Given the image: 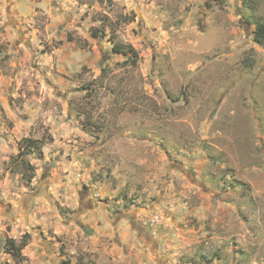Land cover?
<instances>
[{
	"label": "rangeland",
	"instance_id": "374dc122",
	"mask_svg": "<svg viewBox=\"0 0 264 264\" xmlns=\"http://www.w3.org/2000/svg\"><path fill=\"white\" fill-rule=\"evenodd\" d=\"M263 22L264 0H0V264L9 240L19 264H264Z\"/></svg>",
	"mask_w": 264,
	"mask_h": 264
},
{
	"label": "trees",
	"instance_id": "16d2710c",
	"mask_svg": "<svg viewBox=\"0 0 264 264\" xmlns=\"http://www.w3.org/2000/svg\"><path fill=\"white\" fill-rule=\"evenodd\" d=\"M253 40L257 43L264 42V22L256 25L253 31ZM114 48L118 52H121L118 46H115ZM8 242L10 243L8 247V252L12 255L14 264H19L21 261L20 252L22 247L25 245V241H22L19 245H15V243L11 240H9Z\"/></svg>",
	"mask_w": 264,
	"mask_h": 264
},
{
	"label": "flooded vegetation",
	"instance_id": "af4514ba",
	"mask_svg": "<svg viewBox=\"0 0 264 264\" xmlns=\"http://www.w3.org/2000/svg\"><path fill=\"white\" fill-rule=\"evenodd\" d=\"M136 227H137L136 228V232H138L140 235H142V237L146 240L147 243H150L151 236L149 235V233H147L144 228H141V227L139 228V225L136 226ZM156 246H157V244L155 242H153V245H152V248H151V254L153 253L152 251L155 248H157ZM152 255L154 256V254H152Z\"/></svg>",
	"mask_w": 264,
	"mask_h": 264
},
{
	"label": "crops",
	"instance_id": "0c3cea01",
	"mask_svg": "<svg viewBox=\"0 0 264 264\" xmlns=\"http://www.w3.org/2000/svg\"><path fill=\"white\" fill-rule=\"evenodd\" d=\"M83 54H86V52L84 53L82 50H80V49H77L76 47H75V49L72 51H69V54H68V57H74L75 59H81V60H83L84 62H86V57H84V55ZM68 59V58H67Z\"/></svg>",
	"mask_w": 264,
	"mask_h": 264
}]
</instances>
